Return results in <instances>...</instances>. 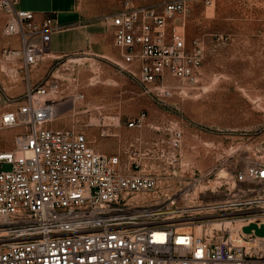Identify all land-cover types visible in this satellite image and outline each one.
<instances>
[{"label": "built area", "instance_id": "obj_1", "mask_svg": "<svg viewBox=\"0 0 264 264\" xmlns=\"http://www.w3.org/2000/svg\"><path fill=\"white\" fill-rule=\"evenodd\" d=\"M0 10L3 34L17 38L29 71L61 26L17 0H0ZM184 10L185 0L126 2L103 16L121 61L137 67L141 83L165 74L196 81L204 49L174 25ZM57 87L54 76L30 86L26 102L0 118L1 127L19 129L0 153V264H264V235L243 230L252 223L264 229V161L248 154L223 163L218 189L209 190L213 170L181 186L183 134L174 123L149 125L146 133L142 111L125 122L135 131L130 141L101 152L88 130L117 137L110 126L120 117L95 121L84 108L75 113L87 114L77 126L53 127L56 103L35 98Z\"/></svg>", "mask_w": 264, "mask_h": 264}, {"label": "rangeland", "instance_id": "obj_2", "mask_svg": "<svg viewBox=\"0 0 264 264\" xmlns=\"http://www.w3.org/2000/svg\"><path fill=\"white\" fill-rule=\"evenodd\" d=\"M160 1L77 0L88 27L79 47L56 55L47 45L44 59L29 71L19 45L3 34L7 17L0 10V118L26 102L30 86L54 76L57 90L35 98V103H56L53 127L77 126L87 114L79 118L75 113L84 108L95 121L99 115L120 117L110 126L117 137L100 138L96 128L88 130V139L101 152L113 153L127 144L135 131L125 122L142 111L146 133L149 125L164 128L172 122L179 127L181 186L189 175L213 170L209 190L218 189L227 171L223 163L248 154L264 161V0H185V10L175 15L174 25L186 38L202 41L204 55L196 81L165 74L157 83L145 85L139 81L137 67L121 61L103 16L126 2L140 6ZM72 100L74 109H70ZM18 132L0 124V152L12 147ZM197 226L196 233L201 231Z\"/></svg>", "mask_w": 264, "mask_h": 264}, {"label": "crops", "instance_id": "obj_3", "mask_svg": "<svg viewBox=\"0 0 264 264\" xmlns=\"http://www.w3.org/2000/svg\"><path fill=\"white\" fill-rule=\"evenodd\" d=\"M21 9L53 16L61 29L52 34L49 50L56 55H66L76 50L80 40L88 33L86 19L78 11L77 0H17ZM2 18V17H1ZM112 35V32H111ZM16 44V37H10ZM113 44V43H112Z\"/></svg>", "mask_w": 264, "mask_h": 264}, {"label": "water", "instance_id": "obj_4", "mask_svg": "<svg viewBox=\"0 0 264 264\" xmlns=\"http://www.w3.org/2000/svg\"><path fill=\"white\" fill-rule=\"evenodd\" d=\"M251 229H254L255 230V233L259 236H263L264 235V229L263 227L261 226L260 228H257L256 225L254 223L244 227V231L245 232H249Z\"/></svg>", "mask_w": 264, "mask_h": 264}, {"label": "bare ground", "instance_id": "obj_5", "mask_svg": "<svg viewBox=\"0 0 264 264\" xmlns=\"http://www.w3.org/2000/svg\"><path fill=\"white\" fill-rule=\"evenodd\" d=\"M0 153H3V152H0ZM184 224H189V223L185 222ZM199 227H200V226H197L198 229H199ZM200 230H201V229H200ZM197 232H198V234H199L201 231H198V230H197Z\"/></svg>", "mask_w": 264, "mask_h": 264}]
</instances>
